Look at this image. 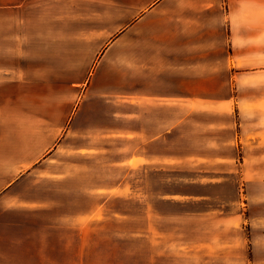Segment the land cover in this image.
<instances>
[{"label": "crops", "instance_id": "crops-1", "mask_svg": "<svg viewBox=\"0 0 264 264\" xmlns=\"http://www.w3.org/2000/svg\"><path fill=\"white\" fill-rule=\"evenodd\" d=\"M262 62L264 0H0V264L100 259L116 237L92 233L118 192L86 171L89 142L120 132L143 157L185 120L231 110L230 85Z\"/></svg>", "mask_w": 264, "mask_h": 264}, {"label": "rangeland", "instance_id": "rangeland-1", "mask_svg": "<svg viewBox=\"0 0 264 264\" xmlns=\"http://www.w3.org/2000/svg\"><path fill=\"white\" fill-rule=\"evenodd\" d=\"M258 70L230 85L231 110L185 120L143 157L120 132L89 142L86 171L102 187L116 182L118 195L92 233L116 242L86 264H140L156 250L181 251V264H264V62Z\"/></svg>", "mask_w": 264, "mask_h": 264}]
</instances>
